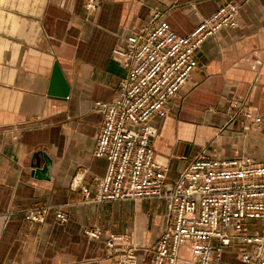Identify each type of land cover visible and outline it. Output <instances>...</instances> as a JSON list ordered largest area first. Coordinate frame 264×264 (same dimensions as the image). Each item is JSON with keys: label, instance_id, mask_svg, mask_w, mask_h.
<instances>
[{"label": "crops", "instance_id": "1", "mask_svg": "<svg viewBox=\"0 0 264 264\" xmlns=\"http://www.w3.org/2000/svg\"><path fill=\"white\" fill-rule=\"evenodd\" d=\"M227 2L239 6L236 27L194 52L197 67L168 115L151 121L154 160L172 182L201 154L264 163V0H102L94 12L85 0H42L30 38L1 34L0 264H119L128 252L126 264H149L166 224L165 203L93 204L81 193H93L107 165L93 155L102 120L95 103L111 102L125 73L113 49L150 25L154 12L185 36ZM55 61L69 88L65 100L46 96ZM38 152L50 160L48 180L30 167ZM47 206L42 224L23 219V210ZM57 210L65 222L55 219ZM247 224L264 239V222ZM86 229L100 236L92 239ZM110 235L120 237L112 248L105 244ZM248 250L234 240L220 264H244L240 253Z\"/></svg>", "mask_w": 264, "mask_h": 264}, {"label": "built area", "instance_id": "2", "mask_svg": "<svg viewBox=\"0 0 264 264\" xmlns=\"http://www.w3.org/2000/svg\"><path fill=\"white\" fill-rule=\"evenodd\" d=\"M101 1L85 0L84 8L94 12ZM238 11L237 4L224 3L185 36L175 34L154 12L150 25L130 32L113 49L125 73L112 101L95 103L102 120L93 155L106 161V170L94 180L92 194L87 187L80 190L93 204L165 203L166 224L149 250V264H220L221 252L234 240L249 247L240 253L242 263L264 264V239L250 233L247 224L264 222V163L201 154L167 182V168L154 160L151 121L168 115L172 100L197 67L194 52L220 30L235 28ZM49 209L28 208L22 216L42 224ZM55 219L67 218L57 210ZM84 233L92 239L100 236L95 229ZM117 240L119 236L110 235L105 244L112 248ZM131 256L126 253L119 264Z\"/></svg>", "mask_w": 264, "mask_h": 264}, {"label": "rangeland", "instance_id": "3", "mask_svg": "<svg viewBox=\"0 0 264 264\" xmlns=\"http://www.w3.org/2000/svg\"><path fill=\"white\" fill-rule=\"evenodd\" d=\"M41 3L42 0H0V36L30 38L37 27L33 18Z\"/></svg>", "mask_w": 264, "mask_h": 264}, {"label": "water", "instance_id": "4", "mask_svg": "<svg viewBox=\"0 0 264 264\" xmlns=\"http://www.w3.org/2000/svg\"><path fill=\"white\" fill-rule=\"evenodd\" d=\"M68 94L69 88L67 82L58 63L55 61L52 65L46 96L52 99L65 100L68 97ZM30 167L34 169L33 175L35 178L40 180L49 179L48 172L50 168V160L41 152L33 154V161L30 162Z\"/></svg>", "mask_w": 264, "mask_h": 264}]
</instances>
